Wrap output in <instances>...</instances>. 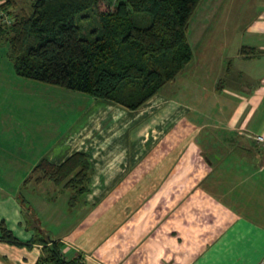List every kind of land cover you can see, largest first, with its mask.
Wrapping results in <instances>:
<instances>
[{
  "label": "crops",
  "instance_id": "0c3cea01",
  "mask_svg": "<svg viewBox=\"0 0 264 264\" xmlns=\"http://www.w3.org/2000/svg\"><path fill=\"white\" fill-rule=\"evenodd\" d=\"M22 1L31 0L15 3ZM259 20L235 57L264 50V12ZM0 81L7 84L0 86V221L31 245L0 241V264H34L42 244L30 241L42 236L61 241L66 259L81 256L85 264H264V148L254 138L264 136V87L228 91L234 99L228 113L221 104L231 100L216 98L202 125L182 117L171 122L163 111L165 127L145 119L152 110L131 114L148 103L127 110L81 95L84 114L54 130L44 121L43 98L41 106L30 103L26 91L49 84ZM230 82L237 85V78ZM205 127L200 148L196 137ZM130 129L137 133L132 141ZM76 151L89 155L92 171L87 192L70 206L71 190L29 177L41 159L58 164Z\"/></svg>",
  "mask_w": 264,
  "mask_h": 264
},
{
  "label": "trees",
  "instance_id": "16d2710c",
  "mask_svg": "<svg viewBox=\"0 0 264 264\" xmlns=\"http://www.w3.org/2000/svg\"><path fill=\"white\" fill-rule=\"evenodd\" d=\"M200 1L122 0L104 7L101 0H31L28 11L14 13L15 0H4L1 7L13 20L7 25L0 18V37L9 43L18 76L137 110L191 61L187 32ZM91 171L89 155L76 151L58 164L41 159L29 180L71 190L73 206L87 192ZM17 201L42 234L25 199ZM0 241L31 247L3 220ZM30 242L42 244L34 264H85L81 256L66 259L61 241L42 236Z\"/></svg>",
  "mask_w": 264,
  "mask_h": 264
},
{
  "label": "rangeland",
  "instance_id": "374dc122",
  "mask_svg": "<svg viewBox=\"0 0 264 264\" xmlns=\"http://www.w3.org/2000/svg\"><path fill=\"white\" fill-rule=\"evenodd\" d=\"M101 1L102 6L113 7L122 0ZM210 1L201 0L189 21L187 38L193 52L191 61L174 80L168 82L158 92L156 96L159 98V108L155 106V99H151L147 102V108L145 106L138 111L130 112L133 116L137 112L138 115L143 116L146 111L152 110L145 119L153 125L157 123L155 121H158V126L165 127L167 125L162 117L163 111H166L167 119L172 118L171 122L175 118L182 117L202 125L206 123L205 114L209 116V113H212L216 107V98L219 101L231 100L227 104H221L223 107L226 106L225 111L228 113L234 101L229 92L237 91L239 94L240 87H246L247 91L254 92L255 89L264 87V50L258 55L244 59L235 57V49L246 42L249 28L253 25H262L259 17L264 12V0ZM9 9L14 13L20 10L28 11L29 3L22 1ZM256 20L257 23H254ZM230 60H232V65L228 66ZM1 76L21 79L15 73L9 43L4 37H0V78ZM235 78H237V85L230 82V79ZM1 82L3 81H0V86L7 88V84ZM6 82H9L7 78ZM28 89H32V91L26 90L29 93L27 100L30 103L41 106V98H43L42 101L45 102V108L42 110L45 114L44 121L48 120V126L54 130L55 125H61L63 120L69 122L71 118L83 115L87 103L80 97L81 95L90 97L82 92L52 84L44 89L36 90L34 86ZM129 118L128 121L131 122L132 116ZM208 131L209 127H205L196 137L200 148L205 144ZM130 133L131 141L134 139L133 135L137 138V133L132 131ZM169 156L163 155L162 160L171 159Z\"/></svg>",
  "mask_w": 264,
  "mask_h": 264
},
{
  "label": "built area",
  "instance_id": "2783aa9c",
  "mask_svg": "<svg viewBox=\"0 0 264 264\" xmlns=\"http://www.w3.org/2000/svg\"><path fill=\"white\" fill-rule=\"evenodd\" d=\"M3 2H4V0H0V18H1L3 23L9 25L13 19H12L11 15L1 7V4ZM254 138L258 143H261L263 148H264V136L263 135H255Z\"/></svg>",
  "mask_w": 264,
  "mask_h": 264
}]
</instances>
